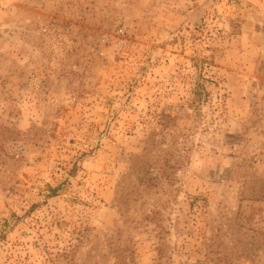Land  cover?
<instances>
[{
  "label": "rangeland",
  "instance_id": "374dc122",
  "mask_svg": "<svg viewBox=\"0 0 264 264\" xmlns=\"http://www.w3.org/2000/svg\"><path fill=\"white\" fill-rule=\"evenodd\" d=\"M0 264H264V0H0Z\"/></svg>",
  "mask_w": 264,
  "mask_h": 264
},
{
  "label": "trees",
  "instance_id": "16d2710c",
  "mask_svg": "<svg viewBox=\"0 0 264 264\" xmlns=\"http://www.w3.org/2000/svg\"><path fill=\"white\" fill-rule=\"evenodd\" d=\"M200 100H201L200 92L198 91V89H196L195 91H193V101L197 102Z\"/></svg>",
  "mask_w": 264,
  "mask_h": 264
}]
</instances>
